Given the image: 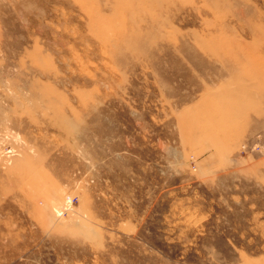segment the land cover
<instances>
[{
    "label": "rangeland",
    "instance_id": "rangeland-1",
    "mask_svg": "<svg viewBox=\"0 0 264 264\" xmlns=\"http://www.w3.org/2000/svg\"><path fill=\"white\" fill-rule=\"evenodd\" d=\"M0 264H264V0H0Z\"/></svg>",
    "mask_w": 264,
    "mask_h": 264
}]
</instances>
